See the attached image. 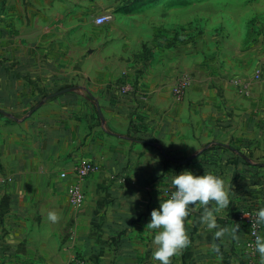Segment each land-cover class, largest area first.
I'll list each match as a JSON object with an SVG mask.
<instances>
[{
	"label": "crops",
	"instance_id": "crops-1",
	"mask_svg": "<svg viewBox=\"0 0 264 264\" xmlns=\"http://www.w3.org/2000/svg\"><path fill=\"white\" fill-rule=\"evenodd\" d=\"M191 2L0 0V264H158L146 225L185 169L224 178L229 233L214 251L196 209L172 264H261L240 216L264 206V4L223 35H191ZM163 6L182 9L176 31ZM113 9L107 34L81 28ZM256 70L250 93L232 82ZM180 73L191 84L178 101ZM86 160L97 171L77 207L76 179L60 174Z\"/></svg>",
	"mask_w": 264,
	"mask_h": 264
},
{
	"label": "clouds",
	"instance_id": "clouds-1",
	"mask_svg": "<svg viewBox=\"0 0 264 264\" xmlns=\"http://www.w3.org/2000/svg\"><path fill=\"white\" fill-rule=\"evenodd\" d=\"M170 183L172 191L168 198L160 199L159 208L151 212L150 222L146 225V229L155 230L151 240L152 260L158 264H172V257L189 246L191 241L185 221L193 211L201 207L203 211L199 215V223L206 226L212 234L214 241L212 247L218 252L219 247L215 241L229 233L227 227H221L217 223V214L222 213L230 204L224 178L207 170L203 175H199L185 169L179 174L172 175ZM47 218L51 222H57L59 216L56 211H49ZM258 226H264V206L255 211L251 232L255 237V250L259 253L261 264H264V235L257 234ZM239 227L236 224V227L230 230L233 240L239 238L237 235Z\"/></svg>",
	"mask_w": 264,
	"mask_h": 264
},
{
	"label": "rangeland",
	"instance_id": "rangeland-1",
	"mask_svg": "<svg viewBox=\"0 0 264 264\" xmlns=\"http://www.w3.org/2000/svg\"><path fill=\"white\" fill-rule=\"evenodd\" d=\"M253 3L257 8H252ZM263 4L264 0H192L190 10V16L192 18L190 27L191 35L213 32L223 35V33L227 32V29H232L237 22L248 18H254L255 16H261L262 10L260 8L259 11L258 8L262 7ZM159 9L163 13V17H160L159 19L162 23V27L166 30L176 31L177 28L175 27L179 25L177 21H181L183 18L182 9L169 6H163ZM155 12H157L156 9ZM106 13H111L113 15L114 19L111 23L104 26H96L91 23L88 25H81V28L85 26V28L91 29V31H94L97 34H107L116 26L115 17L117 11L114 9L107 10ZM151 14L153 15V13ZM155 14L153 16L156 20L158 14Z\"/></svg>",
	"mask_w": 264,
	"mask_h": 264
},
{
	"label": "built area",
	"instance_id": "built-area-1",
	"mask_svg": "<svg viewBox=\"0 0 264 264\" xmlns=\"http://www.w3.org/2000/svg\"><path fill=\"white\" fill-rule=\"evenodd\" d=\"M114 17L111 13H104L95 18V24L98 26H104L108 23H111L113 21ZM262 77V72L261 70H256L255 71V76L252 80H242L239 78H235L232 80V82L243 92L246 94L251 92L252 87L254 84L259 81V79ZM191 84V77L186 74V73H180V75L177 78L176 85L174 86V96L175 98L180 101L187 89L189 88ZM124 92L132 91L135 94L138 93L141 98L146 101L147 98L142 96L138 91L137 87L134 82H129L125 84V88L123 89ZM97 171V165L90 160L86 161H81L76 164L74 167L72 173H61L60 177L61 178H67L69 176H72L73 178L76 179V182L72 184L69 188V202L74 205V206H81L84 203L85 199V193L83 190V187L81 183L85 181L90 175L95 173ZM170 190L165 192V195L168 197L170 194ZM247 213L249 214L248 216H245L244 214ZM240 219L242 220L243 224L247 228V233H248V239L245 243L246 248L250 252V256L254 257L256 255V250L254 247V240L255 237L251 234L252 232V221L255 219V211H243L241 212ZM264 226H258L256 231L257 234H262ZM76 264H81V263H76ZM251 264H258L257 262H252Z\"/></svg>",
	"mask_w": 264,
	"mask_h": 264
},
{
	"label": "trees",
	"instance_id": "trees-1",
	"mask_svg": "<svg viewBox=\"0 0 264 264\" xmlns=\"http://www.w3.org/2000/svg\"><path fill=\"white\" fill-rule=\"evenodd\" d=\"M134 1H136V2H138V1H139V2H140V1H153V0H134ZM59 93H60V92H59ZM57 94H58V93H57ZM57 94H56V95H57ZM56 95H55V96H56ZM53 97H54V95H53V96H51V98H53Z\"/></svg>",
	"mask_w": 264,
	"mask_h": 264
},
{
	"label": "water",
	"instance_id": "water-1",
	"mask_svg": "<svg viewBox=\"0 0 264 264\" xmlns=\"http://www.w3.org/2000/svg\"><path fill=\"white\" fill-rule=\"evenodd\" d=\"M70 90H72V88H69V89H67V90H65V91H70ZM64 92V91H63Z\"/></svg>",
	"mask_w": 264,
	"mask_h": 264
}]
</instances>
